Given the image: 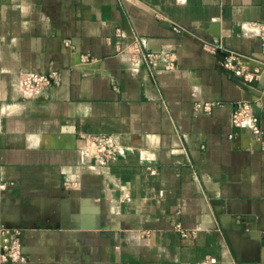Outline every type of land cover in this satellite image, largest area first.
Here are the masks:
<instances>
[{
	"label": "crops",
	"instance_id": "crops-1",
	"mask_svg": "<svg viewBox=\"0 0 264 264\" xmlns=\"http://www.w3.org/2000/svg\"><path fill=\"white\" fill-rule=\"evenodd\" d=\"M263 24L264 0H0V225L24 264H264V134L231 123L247 103L264 132Z\"/></svg>",
	"mask_w": 264,
	"mask_h": 264
},
{
	"label": "built area",
	"instance_id": "built-area-1",
	"mask_svg": "<svg viewBox=\"0 0 264 264\" xmlns=\"http://www.w3.org/2000/svg\"><path fill=\"white\" fill-rule=\"evenodd\" d=\"M260 34L264 39V24ZM219 48L220 47H212V51ZM137 51L139 55L145 59L149 67L152 68L159 53L147 52L143 54L138 48ZM222 65L226 70L232 71L235 76L241 77L244 80L256 79L254 74L243 70L244 67L240 56L233 52H227ZM173 67L174 61L172 59L168 60L165 68L173 69ZM53 84H56V75L51 73L27 72L22 75L20 80L21 89L29 94H39L46 87ZM213 106V103L206 102L199 105L198 108L208 112ZM231 123L235 128L250 129L258 137H262L264 134L258 124L257 117L247 103L236 104L231 115ZM92 145L94 148V163L96 165H106L109 159L114 155V149L108 144V140L104 137L96 136L92 139ZM28 260L29 258L22 250L21 232L18 229L0 225V264H24L28 262Z\"/></svg>",
	"mask_w": 264,
	"mask_h": 264
}]
</instances>
